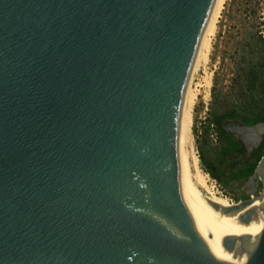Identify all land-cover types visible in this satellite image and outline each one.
<instances>
[{
	"label": "water",
	"instance_id": "water-1",
	"mask_svg": "<svg viewBox=\"0 0 264 264\" xmlns=\"http://www.w3.org/2000/svg\"><path fill=\"white\" fill-rule=\"evenodd\" d=\"M217 0H0V264H264L181 168L185 91ZM251 149L264 122L231 128ZM262 182L263 192L257 194ZM264 205L245 212L250 223Z\"/></svg>",
	"mask_w": 264,
	"mask_h": 264
},
{
	"label": "rangeland",
	"instance_id": "rangeland-1",
	"mask_svg": "<svg viewBox=\"0 0 264 264\" xmlns=\"http://www.w3.org/2000/svg\"><path fill=\"white\" fill-rule=\"evenodd\" d=\"M219 16L208 65L200 66L192 80L195 89L211 74V85L197 98L193 134L206 185L238 203L250 197L244 185L246 177L237 178L238 172L222 173L224 167L219 163L227 164L225 153L229 150L223 149L222 131L214 120L230 112L249 119L264 117V0H225ZM263 155L264 150L252 166H257ZM211 166L222 169V179L211 173ZM195 182L199 189L207 190L197 178ZM262 192L261 182L257 194Z\"/></svg>",
	"mask_w": 264,
	"mask_h": 264
},
{
	"label": "bare ground",
	"instance_id": "bare-ground-1",
	"mask_svg": "<svg viewBox=\"0 0 264 264\" xmlns=\"http://www.w3.org/2000/svg\"><path fill=\"white\" fill-rule=\"evenodd\" d=\"M225 0H217L212 17L207 26L203 39L201 41L195 67L182 103L181 120H180V155H181V168L184 172L187 184L190 190L198 196L201 202L204 204L212 227L219 226V220L222 218L223 212L221 209L212 210L208 200L218 204L225 205V207L233 206L237 203L232 201L229 197L218 195L212 188L206 185V177L203 175L199 158L195 150L193 125H194V111L197 102L198 95L203 88L211 85V74L208 73L204 77L203 82L196 84V88L192 89V80L195 71L201 66L207 67L208 61L212 51V39L215 34V26L217 17L219 16L222 6ZM224 9V8H223ZM220 17V16H219ZM219 19V18H218ZM214 41V40H213ZM194 84V83H193ZM195 178L198 179L202 185L206 187V191H202L197 186ZM264 205V196L257 199L253 204L248 205L243 211L239 213H224V230H223V251L222 257L224 260L233 261L236 253L228 252L224 247V239L227 236H242L251 235L258 237L264 230V213L259 211V215L255 217L250 223L246 224L241 222L240 217L252 209L253 207H260Z\"/></svg>",
	"mask_w": 264,
	"mask_h": 264
},
{
	"label": "flooded vegetation",
	"instance_id": "flooded-vegetation-1",
	"mask_svg": "<svg viewBox=\"0 0 264 264\" xmlns=\"http://www.w3.org/2000/svg\"><path fill=\"white\" fill-rule=\"evenodd\" d=\"M262 92L264 94V85L262 86ZM264 120H261L260 117L257 119H249L242 115H234L232 112L225 114L224 118L220 122L221 136L220 142L223 144V149L229 152H226V162H220L219 166L224 167V170L219 167L211 166L210 170L213 175H215L218 179H222V173L233 172L237 178L239 176H245L244 185L250 181L252 174H249L250 168L252 167V161L261 156V153L264 150V137L261 140L258 146H253L251 149L242 141V139L233 132L230 128L233 125L237 126H249L256 125L258 123H262Z\"/></svg>",
	"mask_w": 264,
	"mask_h": 264
},
{
	"label": "trees",
	"instance_id": "trees-1",
	"mask_svg": "<svg viewBox=\"0 0 264 264\" xmlns=\"http://www.w3.org/2000/svg\"><path fill=\"white\" fill-rule=\"evenodd\" d=\"M225 116V115H224ZM224 116H221L220 118H217V119H215L214 121L220 126V122H221V120L224 118ZM260 119L261 120H264V117H260ZM258 166V165H257ZM257 166H252L251 168H250V171H249V174H252L253 172H254V170L256 169V167Z\"/></svg>",
	"mask_w": 264,
	"mask_h": 264
}]
</instances>
